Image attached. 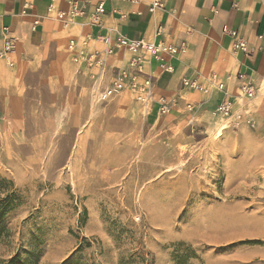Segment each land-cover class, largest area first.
I'll use <instances>...</instances> for the list:
<instances>
[{"label":"rangeland","instance_id":"obj_1","mask_svg":"<svg viewBox=\"0 0 264 264\" xmlns=\"http://www.w3.org/2000/svg\"><path fill=\"white\" fill-rule=\"evenodd\" d=\"M75 66L53 53L0 90V183L18 196L0 264H264V127L179 100L146 117L101 100L117 67Z\"/></svg>","mask_w":264,"mask_h":264},{"label":"crops","instance_id":"obj_2","mask_svg":"<svg viewBox=\"0 0 264 264\" xmlns=\"http://www.w3.org/2000/svg\"><path fill=\"white\" fill-rule=\"evenodd\" d=\"M85 1L0 0V52L6 39H13L16 46L12 56L14 69L0 60V90L13 96L14 79L20 83L27 72L34 71L53 53L60 62L70 61L75 66L68 52L67 44L71 39L102 35L114 41L122 35L129 40L145 39L185 48L177 57L164 55L163 62L145 57L143 68L147 75L154 77L157 96L178 99L184 106L197 103L199 112L209 116L221 102L233 101L236 109L261 126L264 119V0H89L87 6ZM155 1L160 3V8L153 13L150 7ZM100 3L106 11L102 17L103 28L92 25L90 19ZM74 4L85 14L59 20L57 12H69ZM50 5L55 7L54 13L48 12ZM35 21H39L36 26ZM229 30L237 31L255 53L246 56L235 53L233 40L226 33ZM91 47L99 50L104 46L92 42ZM108 60L111 68L127 67L131 55L116 51ZM164 64L172 67V72L163 71ZM112 70L108 72L111 76ZM214 74L225 83V93L212 84ZM240 74L247 75L258 88L256 97L247 102L237 98ZM184 78L197 80L211 93L183 89ZM123 96L125 100L133 99L130 95ZM3 112L9 116L15 114V119V104L7 102Z\"/></svg>","mask_w":264,"mask_h":264},{"label":"built area","instance_id":"obj_3","mask_svg":"<svg viewBox=\"0 0 264 264\" xmlns=\"http://www.w3.org/2000/svg\"><path fill=\"white\" fill-rule=\"evenodd\" d=\"M84 4L87 6L89 0H86ZM157 8H160V3L155 1L151 4L150 10L154 13ZM48 12L54 13L55 7L50 5ZM83 14H85V12L80 10L79 5L74 4L69 12H57V17L59 20L64 21L67 17L76 18L81 17ZM105 14L104 4H98L95 13L91 15V24L103 28L102 17ZM38 23L39 21H35V26L38 25ZM226 33L231 40H233V50L235 53H242L244 56L253 55L255 53V50L249 49L247 40L242 39L237 31L229 30L226 31ZM92 42L101 44L104 46L103 49H93L91 47ZM67 45L71 61H73L75 65L90 71H95L98 75L105 73L109 63L108 59L113 57L116 51H123L131 55L128 66L116 68V78L114 82L111 86L101 91L102 101H108L123 95H130L133 100L140 105L147 117L153 114L154 110L157 111L159 117H166L178 108V99H168L167 97L156 95L154 77L149 74L147 75L143 67L146 62L145 57L163 62L164 55L177 57L182 51H185L184 47L178 49L165 42L156 44L148 42L145 39L129 40L122 35H118L114 41H112L109 36L98 35L96 38L87 36L82 40L71 39ZM3 46L4 48L0 52V60H5L10 67H13L14 62L12 61V56L16 52L14 40L11 38L6 39ZM162 70L172 72V67L164 64L162 65ZM238 79L241 81V84L238 88L237 98L245 102L254 99L258 93V88H256L255 84L247 75L240 74L238 75ZM211 82L219 92H226L225 83L221 82L216 74L212 76ZM182 88L197 93L201 92L206 95L211 93L209 89L205 88L197 80H190L187 78L182 80ZM185 107L189 112L194 111V106H192V104H186ZM215 115L227 122H232L235 127L246 126L251 129L258 128L257 121H254L242 111L236 109V105L233 101L225 100L217 105ZM262 121L261 125L264 127V119Z\"/></svg>","mask_w":264,"mask_h":264},{"label":"trees","instance_id":"obj_4","mask_svg":"<svg viewBox=\"0 0 264 264\" xmlns=\"http://www.w3.org/2000/svg\"><path fill=\"white\" fill-rule=\"evenodd\" d=\"M1 191H5V198H0V221H3L6 216L17 207L18 196L15 191L10 190L6 182L0 183Z\"/></svg>","mask_w":264,"mask_h":264}]
</instances>
